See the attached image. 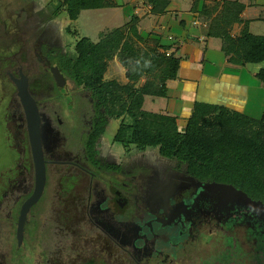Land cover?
I'll use <instances>...</instances> for the list:
<instances>
[{
    "label": "flooded vegetation",
    "instance_id": "af4514ba",
    "mask_svg": "<svg viewBox=\"0 0 264 264\" xmlns=\"http://www.w3.org/2000/svg\"><path fill=\"white\" fill-rule=\"evenodd\" d=\"M28 15L14 40L0 30L3 153L22 162L0 201V264H253L264 209L175 170L160 151L117 142L124 118L112 121L113 139L110 127L102 136L104 103L75 78V46L45 8ZM36 148L46 185L20 242L23 207L38 189ZM13 238L26 257L13 258Z\"/></svg>",
    "mask_w": 264,
    "mask_h": 264
},
{
    "label": "trees",
    "instance_id": "16d2710c",
    "mask_svg": "<svg viewBox=\"0 0 264 264\" xmlns=\"http://www.w3.org/2000/svg\"><path fill=\"white\" fill-rule=\"evenodd\" d=\"M202 1L196 2V9ZM51 2V18L66 16L71 22H77L83 12L114 8L106 0ZM149 4L155 15H163L171 2L149 0ZM208 8L202 12L204 16L217 12L209 37L222 40V52L230 64L260 68L256 78L264 85V37L250 34L247 27L238 38L232 36L233 28L243 24L245 8L233 2L217 4L211 11ZM170 50L158 41L144 40L135 19L103 35L98 44L87 38L76 44L75 78L104 103L100 134L107 133L112 121L124 118L117 142L128 143L131 150L160 151V157L175 170L203 184L231 187L264 207V115L258 120L197 104L182 131L178 118L144 110L146 98H167L168 82L179 77L182 60L176 53L168 56ZM115 60L127 71V85L105 79Z\"/></svg>",
    "mask_w": 264,
    "mask_h": 264
},
{
    "label": "crops",
    "instance_id": "0c3cea01",
    "mask_svg": "<svg viewBox=\"0 0 264 264\" xmlns=\"http://www.w3.org/2000/svg\"><path fill=\"white\" fill-rule=\"evenodd\" d=\"M106 1L114 8L87 12H112L111 19L119 25L115 30L126 27L135 19L144 40L160 42L161 47L171 49L169 53H176L182 60L178 79L167 84V98H146L145 106L148 99L153 104L149 113L178 118L179 124L187 123L196 105L200 104L257 117L258 114L253 116L250 111H256L260 93L263 102L259 104L264 103V85L261 83L260 89L256 78L260 68L230 64L222 52V40L210 38L209 33L217 13L211 8L233 2L245 10L241 16L243 24L233 28L232 36L238 38L247 27L250 34L264 37V0H203L197 9L198 0H170L171 4L163 15L153 13L149 0ZM49 2L51 5V0ZM205 8L210 9L212 16L202 14Z\"/></svg>",
    "mask_w": 264,
    "mask_h": 264
},
{
    "label": "rangeland",
    "instance_id": "374dc122",
    "mask_svg": "<svg viewBox=\"0 0 264 264\" xmlns=\"http://www.w3.org/2000/svg\"><path fill=\"white\" fill-rule=\"evenodd\" d=\"M49 1L50 0H0V30L2 36L9 35L8 39H15L17 35V26L23 27L27 22V18L30 16L28 13L30 14V12H33L34 10L41 11V9L45 8L46 11L52 12V6L49 5ZM111 13L112 12L109 11L106 13L85 12L81 14L77 22H71L67 18L62 17L55 21L54 26L61 30L59 36L68 46H76V44L85 38L91 40L94 44H98L102 39L103 33L108 34L109 32H113L118 28L117 26H119L116 21L111 19ZM18 52H21L18 50V47L12 52H9V56H11L10 58L16 57ZM125 73L126 70L121 66L118 60H115L110 64L105 79L107 82L116 81L122 85H127L128 80ZM261 87V83H259V88L261 89ZM260 102H263L261 93L259 98V103ZM259 103L256 111L251 109L250 112L253 116L258 114L257 117L254 118L261 120L264 113V103ZM163 105L159 104L161 107ZM152 107V101L151 99H148L145 110L150 112L152 111ZM186 124V122L180 124L182 131ZM117 128V125H112L108 131L107 137L113 139ZM4 136V128L0 124V201L3 192L8 187L9 181L17 176L19 170L18 166L22 164L20 153H3L5 149ZM12 245H14L15 250L13 258L19 253H22V256L26 257L25 249H19L16 251L17 244L15 238L12 239ZM257 245L256 248L254 247L255 249L252 254L254 257L253 264H264V237L258 238ZM249 255V253L246 254V251L243 252L244 259Z\"/></svg>",
    "mask_w": 264,
    "mask_h": 264
},
{
    "label": "water",
    "instance_id": "95a60500",
    "mask_svg": "<svg viewBox=\"0 0 264 264\" xmlns=\"http://www.w3.org/2000/svg\"><path fill=\"white\" fill-rule=\"evenodd\" d=\"M19 89H20V96H21L23 102L25 103L26 107L28 108L30 104L34 103L32 97L29 94V90H28V88H23V89L19 88ZM38 150L39 149L36 148L35 149L36 152L34 153L36 165H37L38 189H37L36 195L32 198V200L28 201L23 207L20 225H19V240H20V242L23 241V238H24L25 225L27 222L28 215L31 212L32 207L37 204L39 198L41 197V195L44 191L45 185H46V166H45L43 154L40 152H37ZM259 207L264 209V207L262 205H259Z\"/></svg>",
    "mask_w": 264,
    "mask_h": 264
},
{
    "label": "built area",
    "instance_id": "2783aa9c",
    "mask_svg": "<svg viewBox=\"0 0 264 264\" xmlns=\"http://www.w3.org/2000/svg\"><path fill=\"white\" fill-rule=\"evenodd\" d=\"M168 56H170V53H168Z\"/></svg>",
    "mask_w": 264,
    "mask_h": 264
}]
</instances>
